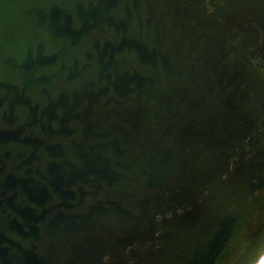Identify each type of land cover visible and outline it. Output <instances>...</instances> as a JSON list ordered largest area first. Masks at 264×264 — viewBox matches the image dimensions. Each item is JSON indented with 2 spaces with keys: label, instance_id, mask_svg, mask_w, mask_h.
Masks as SVG:
<instances>
[{
  "label": "water",
  "instance_id": "obj_1",
  "mask_svg": "<svg viewBox=\"0 0 264 264\" xmlns=\"http://www.w3.org/2000/svg\"><path fill=\"white\" fill-rule=\"evenodd\" d=\"M190 1L0 0V264L258 257L246 191L209 174L182 217L160 196L184 156H229L264 128V99L219 110L232 96L211 93L220 54Z\"/></svg>",
  "mask_w": 264,
  "mask_h": 264
},
{
  "label": "flooded vegetation",
  "instance_id": "obj_2",
  "mask_svg": "<svg viewBox=\"0 0 264 264\" xmlns=\"http://www.w3.org/2000/svg\"><path fill=\"white\" fill-rule=\"evenodd\" d=\"M189 4L199 6L202 11L199 32L203 46L217 49L220 54L218 69L221 72L214 74L216 88L211 93L219 96L229 91L232 96L229 104L220 105L219 110L229 108L231 112L241 113L256 109L258 106L249 103L264 99V0H194ZM190 26L194 28L197 23ZM256 139L261 142L256 144ZM240 145L244 150H236L229 156H184L175 162L176 167L169 171L174 177L169 176L159 184L160 196L170 213L179 210L178 215L184 216L195 202L194 185L203 191V178L212 174L231 191H246L249 216L244 235L252 237L264 233V128L245 127ZM258 159L262 164L260 168ZM243 175L248 178L245 185H242ZM230 211L237 214V207L232 205Z\"/></svg>",
  "mask_w": 264,
  "mask_h": 264
},
{
  "label": "bare ground",
  "instance_id": "obj_3",
  "mask_svg": "<svg viewBox=\"0 0 264 264\" xmlns=\"http://www.w3.org/2000/svg\"><path fill=\"white\" fill-rule=\"evenodd\" d=\"M262 259H264V244L258 251V257L251 264H260Z\"/></svg>",
  "mask_w": 264,
  "mask_h": 264
},
{
  "label": "clouds",
  "instance_id": "obj_4",
  "mask_svg": "<svg viewBox=\"0 0 264 264\" xmlns=\"http://www.w3.org/2000/svg\"><path fill=\"white\" fill-rule=\"evenodd\" d=\"M260 264H264V259L261 260Z\"/></svg>",
  "mask_w": 264,
  "mask_h": 264
}]
</instances>
